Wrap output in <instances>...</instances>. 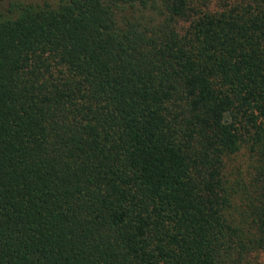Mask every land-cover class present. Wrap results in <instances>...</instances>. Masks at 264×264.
Wrapping results in <instances>:
<instances>
[{"label": "trees", "instance_id": "obj_1", "mask_svg": "<svg viewBox=\"0 0 264 264\" xmlns=\"http://www.w3.org/2000/svg\"><path fill=\"white\" fill-rule=\"evenodd\" d=\"M241 150L258 172L242 214L253 232L233 211L243 178L230 181L226 159ZM254 252L264 0H10L0 264H246Z\"/></svg>", "mask_w": 264, "mask_h": 264}, {"label": "rangeland", "instance_id": "obj_2", "mask_svg": "<svg viewBox=\"0 0 264 264\" xmlns=\"http://www.w3.org/2000/svg\"><path fill=\"white\" fill-rule=\"evenodd\" d=\"M37 2H43L47 1L52 4L57 3L59 0H35ZM10 0H0V12H3L9 4ZM250 154L245 151L241 150L238 154L230 156L226 159V162L229 163L228 165V173L229 178L231 180H235L238 177L243 178L242 180H239V188L240 191L236 194V197L234 199V205H233V211H234V217L237 220V224L240 222H245L246 227L244 228L247 230L249 227H251V230L253 232L255 226L252 223L251 220L245 221L243 219V210L246 209V203L248 202V199L253 198V183L257 180L258 181V172L255 171V163L254 160L249 156ZM241 174V175H239ZM254 178V179H253ZM249 235V233H248ZM246 264H264V252L255 254L252 253L247 258Z\"/></svg>", "mask_w": 264, "mask_h": 264}]
</instances>
